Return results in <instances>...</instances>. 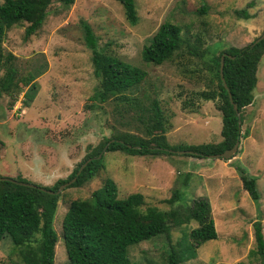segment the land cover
Instances as JSON below:
<instances>
[{
    "label": "rangeland",
    "instance_id": "1",
    "mask_svg": "<svg viewBox=\"0 0 264 264\" xmlns=\"http://www.w3.org/2000/svg\"><path fill=\"white\" fill-rule=\"evenodd\" d=\"M135 2V25L128 23L117 0H74L68 8L53 2L41 27L28 39L24 38L28 22L6 30L2 46L17 57L12 62L17 78L27 74L36 77L31 81L35 89L24 86L10 108L11 98L0 97V175H21L31 182L52 186L56 180L67 178L107 138L122 132L147 136L139 108L128 109L115 98L101 105L90 99L98 79L81 20L95 34L98 50L147 72L143 82L127 94L138 98L142 107L152 99L159 101L170 124L165 133L169 145L216 143L222 139L221 111L216 101L199 98L196 92L212 85L207 64L213 51L218 54L229 46H246L263 34L264 0ZM202 8H206L203 13ZM241 9H246L250 17L236 13ZM164 21L182 28V47L170 61L159 65L145 62L142 48ZM188 45L207 51L203 57L190 55ZM3 74L4 69L0 77ZM26 90L34 93L29 106L23 104ZM183 102L188 108L182 107ZM242 116L241 130L248 136L241 139L240 149L230 159L197 158L178 151L172 155L137 156L104 150L105 167L97 176L80 187L66 186L59 193L53 219L58 235L54 264H67L62 218L70 202L88 198L106 177L116 183L119 198L142 193L143 209L152 205L168 210L174 204L165 200L175 188L183 193L184 205H191L195 199L208 200L217 238L201 244L197 256L182 264H263L264 256L255 252L253 222H261L264 236V53L257 69L253 101L242 110ZM237 164L256 178L258 201L242 187ZM195 226L192 221L187 226L173 227L171 242L180 240ZM188 241V236L182 240ZM13 246L8 235L2 238L0 264H24ZM168 249L166 236L161 234L130 245L127 253L133 264H167Z\"/></svg>",
    "mask_w": 264,
    "mask_h": 264
},
{
    "label": "trees",
    "instance_id": "2",
    "mask_svg": "<svg viewBox=\"0 0 264 264\" xmlns=\"http://www.w3.org/2000/svg\"><path fill=\"white\" fill-rule=\"evenodd\" d=\"M117 1L122 4L128 23L135 25L138 21L135 0ZM53 2L68 8L74 0H3L0 3V71L4 69V74L0 77V97L7 95L11 98L9 108L24 86H29L31 90L35 89V83L31 81L36 75L27 74L17 78V69L12 65L17 57L11 52H5L2 46L5 32L13 25L28 22L24 30V38L28 39L41 27ZM205 11L206 8L200 10L202 13ZM236 13L244 18L250 17L246 9L237 10ZM81 25L85 45L92 51L93 73L98 79V85L90 99L93 104L101 105L108 99L115 98L128 109L139 108L142 111L141 117L146 126L147 136L122 132L107 138L95 146L67 178L56 180L52 186L31 182L21 175L15 177L10 174L0 175L15 180H0V241L8 235L24 264H54L58 235L53 228V219L60 194L50 193L48 190L56 191L59 185L75 176V181L69 187H80L91 181L105 167L104 156L101 153L103 148L105 151H122L137 156L172 155L179 150H190L192 154L187 155L206 158L231 148L237 139L238 148L241 147V139L248 136L247 131L241 130L242 110L253 101L257 69L264 53V38L258 42H255V39L243 47L229 46L218 54L213 51L208 64L206 63L212 75V85H215H210L208 90L196 92V95L205 100L216 101L221 111L222 139L216 143L171 146L165 136L170 124L159 101L152 99L147 107H142L138 98L127 94L131 88H136L143 82L147 72L116 55L98 50L97 38L91 27L84 20H81ZM181 32L182 28L175 23L170 21L161 23L149 44L143 46L142 59L156 65L172 60L183 44ZM206 49L199 50L196 45H188V54L203 57ZM222 54H225L223 76L227 88L223 86L219 75ZM33 94L30 90L23 94L25 106L30 105ZM233 104L237 106L239 115ZM90 106L92 107V103ZM182 107L188 108V105L183 102ZM88 158L91 160L76 175L81 164ZM237 169L240 172L242 187L251 199L258 201L260 193L256 178L246 174L244 167L239 164ZM182 195L179 189L173 190L165 201L175 206L168 210L152 205L143 209L142 193L134 192L119 198L116 183L112 178L106 177L101 186L94 189L88 198L72 200L62 218V240L67 264H133L127 253L128 247L161 234L166 236L169 243L167 264H182L195 258L201 244L217 238V230L208 200L195 199L191 205H184L181 203ZM192 221L196 222V226L184 233L183 238L172 243L171 229L190 225ZM253 229L255 252L264 256V236L259 220L253 222ZM186 236L189 241L182 242Z\"/></svg>",
    "mask_w": 264,
    "mask_h": 264
},
{
    "label": "water",
    "instance_id": "3",
    "mask_svg": "<svg viewBox=\"0 0 264 264\" xmlns=\"http://www.w3.org/2000/svg\"><path fill=\"white\" fill-rule=\"evenodd\" d=\"M263 38H264V32H263V34H262L261 36H259V38H257V39L255 40V42H258L259 40H261V39H263ZM224 56H225V54H222V55H221V58H220L219 75H220V79H221V81H222V83H223V86H224L225 88H227V85H226V83H225L224 76H223V63H224ZM229 96H231L230 93H229ZM233 108H234V110L237 112V106H236L235 104H233ZM237 114L239 115L238 112H237ZM240 123H241V120L239 119V120H238V124H239V126H240ZM238 146H239V139L236 140V142L234 143V145H233L231 148L226 149V150L223 151L222 153L214 154V155H211V156H209V157H210V158H219V157H223V158H225V159H230V158L233 157V154H235V152L238 150ZM104 150H105V148H103L102 152H103ZM102 152H101V153H102ZM178 152H180V153H185V152H187V153H189V154H192V151H190V150H179ZM101 153L98 155V157H100ZM90 160H91V158H88L84 163L81 164V166H80L79 170L77 171V174H76V175H78V174L80 173L81 169H82V168L87 164V162L90 161ZM5 179L15 181V180H13V179H11V178H8V177H0V180H5ZM75 179H76V176L73 177V178H71L70 180L66 181L65 183L59 185V187L57 188L56 191L53 192V191L48 190V192L58 194V193L61 192V190H62L63 188H65L66 186H69L70 184H72V183L75 181ZM19 183H22V184H25V185H30V186H33V185H34V184H31V183H25V182H19Z\"/></svg>",
    "mask_w": 264,
    "mask_h": 264
},
{
    "label": "crops",
    "instance_id": "4",
    "mask_svg": "<svg viewBox=\"0 0 264 264\" xmlns=\"http://www.w3.org/2000/svg\"><path fill=\"white\" fill-rule=\"evenodd\" d=\"M241 144H242V142H241ZM6 145V143H4V146Z\"/></svg>",
    "mask_w": 264,
    "mask_h": 264
}]
</instances>
